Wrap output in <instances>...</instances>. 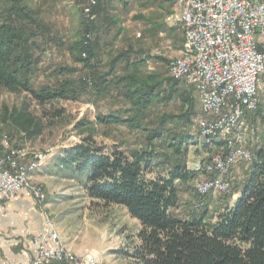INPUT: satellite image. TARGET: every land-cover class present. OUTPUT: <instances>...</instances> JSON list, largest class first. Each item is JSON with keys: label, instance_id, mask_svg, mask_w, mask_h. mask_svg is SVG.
I'll use <instances>...</instances> for the list:
<instances>
[{"label": "trees", "instance_id": "trees-1", "mask_svg": "<svg viewBox=\"0 0 264 264\" xmlns=\"http://www.w3.org/2000/svg\"><path fill=\"white\" fill-rule=\"evenodd\" d=\"M32 1L0 0V89L27 94L42 111L34 113L30 103L5 108L1 117L0 151L4 149L1 141L4 129L15 130L23 143L38 138L46 128L47 120L62 115V109L55 107L56 103L70 98L76 100L77 88L85 90L89 85L86 80L74 83L65 78L53 85L34 86L40 71V43H48L54 37L50 36L51 27L41 16V7H33ZM100 7L101 0L93 10L96 19L83 20V30L68 44V50L74 62L95 69L88 79L97 95L109 93L108 77L119 62L126 61L131 65L132 72L117 77L112 84L115 87L123 85V95L134 114L127 120L117 116H99L98 120L140 127L139 121L144 119L148 106L160 96L162 101L176 96L183 111L179 115L162 116L157 127L143 128L147 132L143 145L131 149L96 146L94 128L87 125L88 122H81L80 126H88L89 134L80 144L64 151L59 158V170L76 180H86L87 197L100 201L91 202L103 207L123 205L139 222L135 245L131 251L124 252L134 264H264V135L236 191L238 197L233 204L228 203L215 220L209 218L205 208L193 210L188 215L175 213L179 203L177 183H187L195 176L187 171L188 146L196 142L200 134L199 128L192 129L198 104L195 90L170 76H140L141 51L135 52L131 47L113 57L109 70L100 73L93 65L101 45L97 35L102 14ZM163 26L152 23L148 31ZM91 32H95L92 42L86 38ZM83 53H86L85 57ZM156 58L164 61L161 57ZM67 71L59 69L56 74L63 75ZM47 105L50 108H45ZM263 110V102H260L256 111L246 114V119L256 120ZM171 122L183 124V131H167L164 135L166 125ZM213 145L218 150L224 147V142L214 141ZM13 147L15 150L21 148ZM196 195L201 202L208 197L197 192Z\"/></svg>", "mask_w": 264, "mask_h": 264}, {"label": "rangeland", "instance_id": "rangeland-1", "mask_svg": "<svg viewBox=\"0 0 264 264\" xmlns=\"http://www.w3.org/2000/svg\"><path fill=\"white\" fill-rule=\"evenodd\" d=\"M86 1H32L33 7H41V16L51 27L52 33L50 36L54 37L52 41L45 44L43 41L41 42L40 37L38 38L42 50H38L40 71L38 77L34 80V86L53 85L65 78L71 79L74 83L86 80L89 85L85 90L77 88L79 94L76 100L70 98L56 103L55 107L62 109V115L47 120V126L38 138L23 143L18 139L15 130L8 129L7 131L4 129L1 141L3 143L6 140L10 150H15L13 146L16 145L28 154L52 153L44 165L58 163V165H55L58 169L56 168L53 174L44 173L45 177L41 182L32 180V184L41 187L47 195V201L50 200L51 205L50 208L47 207V210L53 222L59 224L62 229L61 232L67 235H77L79 237H77V243L83 246L84 251L94 253L100 260L99 264H131L130 260L124 259V252L131 251L135 245L137 231L140 229L139 222L128 214L126 207L123 205L112 204L103 207L95 204L100 203V201L90 200L87 197L84 187L86 180L79 181L70 175H63L59 170V158L62 157L66 149L80 144L83 138L89 134L87 131L88 126H80L81 122H88L87 125L94 128L93 138L96 146L131 149L143 145L147 133L143 131V128L152 129L157 127L164 115H179L183 111V106L176 96H173L169 101H162L160 96L154 100L152 105L148 106L144 113V119L139 121L141 126L135 128H130L126 124L101 123L98 120L99 116H117L122 120H127L133 116L131 105L123 95L125 88L123 85L115 87L112 84L117 77H123L126 73H131L133 67L127 65L126 61L119 62L115 66L112 75L108 77L109 84H111L108 89L109 93L97 95L93 92L91 87L93 83L88 78L95 69L74 62L68 50V44L75 40L79 31L83 30V20H90L85 17L83 11ZM92 13L95 16L93 19H96V14ZM174 14L175 12L172 11L169 21L172 27H176L175 31L167 30L163 34L149 32L143 19L129 23V28L123 31L121 36L118 32L112 43L100 45L97 48V54L93 59L94 67L100 73L108 71L112 58L119 52L131 47L135 52L139 53L141 51L140 60L143 63L138 66L140 76L152 74L169 76L170 64L180 55L183 46V33L176 26ZM88 34L91 35L90 42H92L95 32ZM130 55L134 57V54L130 53ZM85 56L86 53H83V57ZM156 57H161L164 61L158 60ZM59 69H68V71L63 75H57ZM70 71L73 72L70 73ZM194 95L198 104L195 110L197 113L193 117L194 126L192 129H197L198 122L204 114L201 111L197 93L194 92ZM261 96V102L264 106V91H262ZM24 103H30L31 110L34 113L40 114L42 111L34 101L29 99L27 94L21 93L18 95L6 89H0V128H3L1 117L5 108L20 107ZM45 108H50V105ZM262 116L254 121L250 118L246 119L248 130L244 144L252 152L261 144L264 135V110ZM165 131L164 135L167 134V131L181 132L183 131V124L168 123ZM210 145L207 146V143L201 139L190 144L187 155L188 163L206 161L213 154L224 152V147L217 150L213 142ZM4 151V149L1 150L0 154H3ZM250 164L239 162L234 166L231 174L232 188L230 187V192H226L229 194L212 193L203 200L202 210L207 209L211 220H215L228 203L233 204L236 200V191L240 187ZM194 178L187 183H177L179 203L174 212L178 215H188L194 210L195 204L199 202L193 186ZM48 195H50L49 198ZM118 253L122 256L121 258L117 257ZM106 256L108 258H105Z\"/></svg>", "mask_w": 264, "mask_h": 264}, {"label": "built area", "instance_id": "built-area-1", "mask_svg": "<svg viewBox=\"0 0 264 264\" xmlns=\"http://www.w3.org/2000/svg\"><path fill=\"white\" fill-rule=\"evenodd\" d=\"M99 0H87L85 17L92 20ZM176 26L184 35L180 55L169 76L193 87L204 116L198 122L199 141L224 142V152L206 161L187 164L201 195L226 193L239 162L251 163L254 153L244 144L246 114L257 110L264 91V0H175ZM87 39L91 35H86ZM0 154V196L26 189L35 198L47 230L37 236V255L20 264H99L92 252L68 248L47 210V195L32 184V175L52 153L10 150L3 141ZM203 206L201 201L194 210Z\"/></svg>", "mask_w": 264, "mask_h": 264}, {"label": "crops", "instance_id": "crops-1", "mask_svg": "<svg viewBox=\"0 0 264 264\" xmlns=\"http://www.w3.org/2000/svg\"><path fill=\"white\" fill-rule=\"evenodd\" d=\"M174 8L175 0H101L102 14L101 20L99 19L97 24L100 43L101 45L112 43L118 32L121 36V33L129 28V23L140 19L146 22L147 29L152 26V23L154 26L164 25L162 29L153 30L154 34H163L167 30L175 31L176 27H172L169 21ZM55 165L58 163L44 165L32 175V180L41 182L45 177L44 173H54L57 168ZM49 197L50 195H48ZM49 201H47L48 208L51 205ZM55 225L68 248L78 254L85 250L77 243L76 240L79 238L77 235H67L61 232L62 229L58 223ZM46 230V222L30 191L23 189L13 195L0 196V264L26 263L34 258L38 251L35 238L45 233ZM117 257L121 258L122 256L118 253ZM124 259L127 258L124 257ZM131 264L134 263L131 261Z\"/></svg>", "mask_w": 264, "mask_h": 264}]
</instances>
